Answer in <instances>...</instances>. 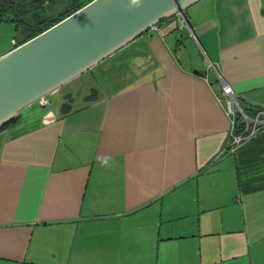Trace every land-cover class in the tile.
Listing matches in <instances>:
<instances>
[{"label":"crops","instance_id":"obj_1","mask_svg":"<svg viewBox=\"0 0 264 264\" xmlns=\"http://www.w3.org/2000/svg\"><path fill=\"white\" fill-rule=\"evenodd\" d=\"M184 19L193 36L161 21L0 133V264H264V130L225 150L206 72L264 110V0Z\"/></svg>","mask_w":264,"mask_h":264},{"label":"water","instance_id":"obj_2","mask_svg":"<svg viewBox=\"0 0 264 264\" xmlns=\"http://www.w3.org/2000/svg\"><path fill=\"white\" fill-rule=\"evenodd\" d=\"M201 0H92L0 55V128L123 49L151 27Z\"/></svg>","mask_w":264,"mask_h":264},{"label":"trees","instance_id":"obj_3","mask_svg":"<svg viewBox=\"0 0 264 264\" xmlns=\"http://www.w3.org/2000/svg\"><path fill=\"white\" fill-rule=\"evenodd\" d=\"M92 0H0V22H14L15 27L20 29L22 40L15 41L14 47L32 39L46 31L53 25L59 23L69 15L81 9ZM55 7V14L51 13L49 7ZM176 16H173V18ZM179 29H186L181 28ZM239 105L244 113L253 118L257 112L238 99ZM16 122L12 119L0 128V133L8 129ZM264 127L260 130L262 132ZM233 136H246V123L241 115H237L232 130ZM247 142V141H246Z\"/></svg>","mask_w":264,"mask_h":264},{"label":"built area","instance_id":"obj_4","mask_svg":"<svg viewBox=\"0 0 264 264\" xmlns=\"http://www.w3.org/2000/svg\"><path fill=\"white\" fill-rule=\"evenodd\" d=\"M179 22L181 28H186L188 32L193 36V31L191 25L184 19V14L175 15ZM156 29V26H153L149 31ZM15 44V43H14ZM206 72L211 73L215 72L216 81L215 85H218L219 90L214 92L217 102L224 108L226 115L230 119V134L229 140L225 150H228L230 153H233L235 149L243 144L246 141L252 139L260 130L264 127V118H260L261 115L264 116V110H257L253 118L248 117L241 106L239 105L238 98L233 94L230 86L223 80L221 75L216 71V67L208 60H206ZM40 106L45 107L49 105L47 97L41 98L37 102ZM241 115L246 123V132L247 135L243 136H233L232 130L235 123V118L237 115Z\"/></svg>","mask_w":264,"mask_h":264},{"label":"rangeland","instance_id":"obj_5","mask_svg":"<svg viewBox=\"0 0 264 264\" xmlns=\"http://www.w3.org/2000/svg\"><path fill=\"white\" fill-rule=\"evenodd\" d=\"M201 2V1H200ZM49 10L51 13L55 14V7L50 6ZM189 10V8L187 9ZM14 22H0V55L5 54L7 51H10L14 47L15 41H18L19 39L22 40L23 38L20 36V29L15 27ZM181 30V29H180ZM186 30V31H185ZM184 31H180L178 37H181L183 40V35L189 36L190 33L187 34V29ZM180 39V38H179ZM19 46V45H18ZM197 55V54H196ZM101 83L104 81L99 79ZM110 87H108V90ZM107 89L104 91H108ZM102 92V91H101ZM37 104V103H35ZM260 118H264L263 115H261Z\"/></svg>","mask_w":264,"mask_h":264}]
</instances>
